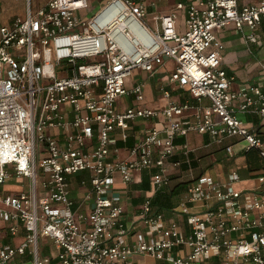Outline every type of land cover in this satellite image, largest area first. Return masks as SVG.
<instances>
[{
  "label": "built area",
  "instance_id": "built-area-1",
  "mask_svg": "<svg viewBox=\"0 0 264 264\" xmlns=\"http://www.w3.org/2000/svg\"><path fill=\"white\" fill-rule=\"evenodd\" d=\"M89 6L48 0L33 11L29 2L24 18L3 24L0 2V264L28 256L33 264H131L135 256L157 264H264V61L259 83L234 89L218 37L234 26L262 46L264 0H181L152 24L149 0ZM169 60L176 65L170 86L209 102L191 118L190 100L153 109L140 105L144 83L128 85L134 70L154 76ZM161 91L170 98L164 85ZM127 97L135 104L121 109ZM138 121L150 125L128 145ZM193 132L209 137L206 147L223 145L230 160L255 152L262 164L251 171L253 189L236 187L237 168L226 182L208 174L190 180L173 210L186 216L185 230L155 208L153 195L170 187V166L190 164L192 148L176 141ZM181 154L185 162L172 160ZM144 172L153 195L129 222L117 181L128 186ZM84 174L79 201L72 180ZM14 179L20 190H5Z\"/></svg>",
  "mask_w": 264,
  "mask_h": 264
},
{
  "label": "crops",
  "instance_id": "crops-1",
  "mask_svg": "<svg viewBox=\"0 0 264 264\" xmlns=\"http://www.w3.org/2000/svg\"><path fill=\"white\" fill-rule=\"evenodd\" d=\"M151 3H154V6H151L149 8V15L147 17V20L152 18L154 20V17L157 15L167 13L174 9L177 2L181 0H149ZM103 3L99 4L102 5ZM2 7V6H1ZM99 8V7H98ZM97 8V9H98ZM97 9H93V11H96ZM183 13L180 14V22H183ZM1 21L3 24H9V16L4 14L2 8H1ZM152 24V23H151ZM260 33L262 34L263 43L262 46H256L253 44H249L244 37L243 34H240L236 31L234 26H228L223 31L218 33V37L221 40V42L225 46V51L222 55V66L227 71L228 75L235 77V83L233 85L234 89H238L242 86L247 84H254L259 83L261 80L262 70L260 68V63L264 60H261L264 57V24L261 28ZM263 56V57H262ZM173 61L169 60L166 62L164 67L159 68L156 74H159L162 72L161 78L158 80L157 85L155 87L158 99L157 103L158 105L153 108H162L167 105L169 101H175V102H184L186 100H190V102L193 104V108L191 110L187 111L185 113V117L191 118L196 113V107L198 104L202 105H209V102L207 100H203L202 102H198L195 99L191 98L189 94L182 90H176L173 87L170 86V83L168 81V76L174 69ZM145 73V72H144ZM146 74V73H145ZM155 74V75H156ZM147 75V74H146ZM133 76V73H132ZM132 76L130 77V80L128 81L129 87H132L134 84L138 82L144 83V91L147 88L146 82L144 80H137V82H133ZM165 86L167 90H170V98L166 99L163 96V93L161 91L162 86ZM157 88V89H156ZM122 106L121 109L127 106H132L135 104V102L127 97L126 100L122 99ZM130 102V103H129ZM151 108V107H150ZM244 116V115H242ZM244 118L249 124L257 125L260 121L258 120V117L253 115H245ZM150 125V122H141L138 121L135 124V132L132 134L133 136L129 139L128 145H131L134 141V136L139 137L142 132L144 131L145 127ZM177 143H183L186 142L190 148H192L193 152L189 156L190 164L183 163L181 168H174L169 167V171L171 174V184L169 188H166L156 194H160L163 198L164 204L160 207L155 203L153 205L155 208L160 209L163 211L168 219L175 220L178 222L185 230L188 228L186 216L180 215L178 213H174L173 210L179 206V204L186 199V185L190 180H193L195 178H198L199 176L203 174H208L212 177L208 169L198 172V169L200 166L205 163L207 168H213L216 166L217 163H219V166L216 170V179L217 181H225L228 179V175L231 169L237 168L239 172L241 171L240 176L242 181L236 185L239 189H253L258 186V182L255 180L254 177L251 176V171L258 169L261 167V160L258 158L257 154L255 152L251 153H243L236 156L234 159L230 160L226 157V154L223 149V145L219 144H211L209 147H206V143L209 142V137L204 135H199L196 133H191L186 139H178L176 141ZM121 144V145H120ZM120 146V154L121 157H126L125 147L126 145L122 142L119 143ZM223 154V155H222ZM248 154V155H247ZM217 156V157H216ZM250 159L251 163L254 165V168L256 169H250L249 164L247 162V159ZM173 161L182 160L183 162L186 161V157L184 155H178L172 159ZM224 160V161H223ZM194 163L196 164L195 166ZM187 165L186 168L183 166ZM258 166V167H257ZM86 177V174L76 176L72 180V194L73 197L76 200L82 201L83 199V189L80 188V180ZM147 178L150 181V190L148 191H142L140 189V185L142 184V180ZM12 181V180H11ZM8 182L5 186V190H8L10 192H18L20 190V182L15 181ZM183 184V187L179 188V191H177L176 195L171 194V191L173 188H175V185ZM116 188L119 190L121 196H122V203L125 206L126 211V219L129 222L135 221L137 214L139 213L140 207L144 201V199L150 195H153L152 193V183H151V172H144L137 176L134 183L123 186L120 182V180L117 181ZM154 194L153 196L155 197ZM157 195V196H158ZM153 197V198H154ZM0 227H4V222L0 220ZM17 242L20 240L17 239ZM53 251L56 253V249L52 248ZM24 259H31L30 256L25 257L23 259L19 260V264H23ZM131 264H157L155 261L149 258L135 256L131 260Z\"/></svg>",
  "mask_w": 264,
  "mask_h": 264
},
{
  "label": "rangeland",
  "instance_id": "rangeland-1",
  "mask_svg": "<svg viewBox=\"0 0 264 264\" xmlns=\"http://www.w3.org/2000/svg\"><path fill=\"white\" fill-rule=\"evenodd\" d=\"M47 1L48 0H0L1 6H2L1 8H2L4 14L9 16V24H11L17 17H21V18L25 17L26 7H27V4L29 2L32 5L33 11H36L38 9V7L44 5ZM105 1H107V0H89L90 6H89V9L87 10V12H91L94 8L97 9L99 7V4L104 3ZM148 21L150 23H153L152 18L148 19ZM248 33H249V30L246 29V35ZM261 60H264V57ZM146 74L144 72H142L141 70L136 69L133 72V76H132L131 80L133 82H137V80H144V82H146L147 88L144 91L145 100L140 105L155 108L158 105V103H157L158 96H157L155 87L157 85L156 82H158V80L161 78L162 72H160L159 74H156L154 76H151L149 73L147 75ZM124 100H126V98ZM239 118L241 120H243V119L246 120L244 118V116H242V115H239ZM218 166H219V163H217L216 166L213 168H207L206 164L203 163L200 166V168L198 169V172H201V171H204L205 169L206 170L208 169V171L212 175V178L214 180H217L215 175H216V170H217ZM239 173H241V171ZM14 180H12L11 182L15 183ZM0 191H1V188H0ZM43 254L49 255V252L47 250H45V252H43ZM23 264H33V263H32V260H30V259H26V260L24 259Z\"/></svg>",
  "mask_w": 264,
  "mask_h": 264
},
{
  "label": "trees",
  "instance_id": "trees-1",
  "mask_svg": "<svg viewBox=\"0 0 264 264\" xmlns=\"http://www.w3.org/2000/svg\"><path fill=\"white\" fill-rule=\"evenodd\" d=\"M121 145V144H120ZM249 153H251V152H249ZM248 153V154H249ZM247 154V155H248ZM247 162H248V166H249V168L250 169H256V168H254V166L256 165V164H252L251 163V161H250V159L248 158L247 159ZM187 164V163H186ZM196 164L194 163V165L193 166H195ZM184 168H186L187 167V165H184L183 166ZM258 167V166H257ZM188 184V183H187ZM181 187H183V184H179V185H175V188H173L172 189V191H171V194H175L176 195V193H177V191H179V188H181ZM140 189H142V191H148V190H150V181L147 179V178H145V179H143L142 180V184L140 185ZM158 194H156L155 195V197L153 198V203L155 204H157L158 205V207H160L161 208V206L164 204V201H163V198H161L162 196L159 194L158 196H157Z\"/></svg>",
  "mask_w": 264,
  "mask_h": 264
}]
</instances>
